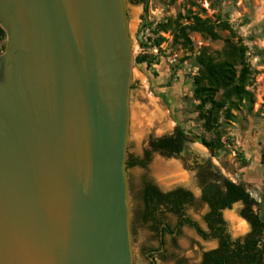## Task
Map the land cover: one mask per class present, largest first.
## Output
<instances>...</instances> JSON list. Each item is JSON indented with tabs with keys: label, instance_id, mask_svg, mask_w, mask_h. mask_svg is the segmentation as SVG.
Segmentation results:
<instances>
[{
	"label": "water",
	"instance_id": "95a60500",
	"mask_svg": "<svg viewBox=\"0 0 264 264\" xmlns=\"http://www.w3.org/2000/svg\"><path fill=\"white\" fill-rule=\"evenodd\" d=\"M125 0H0V264H132Z\"/></svg>",
	"mask_w": 264,
	"mask_h": 264
},
{
	"label": "rangeland",
	"instance_id": "374dc122",
	"mask_svg": "<svg viewBox=\"0 0 264 264\" xmlns=\"http://www.w3.org/2000/svg\"><path fill=\"white\" fill-rule=\"evenodd\" d=\"M143 1L133 4L125 0L134 53L126 153L141 157L147 140L170 133L175 126L183 128L195 141L187 145L189 155L165 158L155 152L145 167L127 168L132 264H150L147 256L153 264H194L203 251L216 247L217 240L203 239L195 230L182 225L178 232L165 234L162 252L151 253L159 243L158 236L140 217L142 185L148 181L167 189L181 184L197 194L190 167L194 159L207 160L229 181L241 183L247 189L256 200L255 208L264 223V0ZM192 15L207 18L215 35L209 37L185 29L190 45L185 43L179 28L190 25ZM4 42L0 39V53ZM228 42L243 47L245 88L252 93V100L243 99L242 103L230 107L229 118L224 116V108L219 109L209 122L205 118L208 104H201L193 95V76L202 55L220 60ZM141 57L151 65L138 62ZM220 94L221 91L215 98ZM198 139H203L207 146ZM156 161L174 164L181 176L157 175L153 169ZM241 207V203H235L223 213L231 237L241 236L249 229L240 218ZM206 211V206L197 201L186 213L206 229L201 219ZM163 219L174 229L172 214L165 213Z\"/></svg>",
	"mask_w": 264,
	"mask_h": 264
},
{
	"label": "trees",
	"instance_id": "16d2710c",
	"mask_svg": "<svg viewBox=\"0 0 264 264\" xmlns=\"http://www.w3.org/2000/svg\"><path fill=\"white\" fill-rule=\"evenodd\" d=\"M133 4L144 2L143 0H127ZM190 25L180 26L181 38L190 45L186 37L185 29L194 30L213 37L215 34L212 25L207 18H200L192 15ZM0 39H4V33L0 29ZM222 58L215 61L209 55H202L199 59L200 66L193 76V95L201 104H208L205 112L206 121H211L215 112L221 108L224 116L229 118L230 107L242 103L243 99L252 100V93L245 88L246 69L244 65L243 47L233 42H228L221 54ZM138 62H146L144 57L138 58ZM236 66L239 69L236 71ZM221 91L219 98L215 95ZM192 143L191 138L180 126H175L173 133L147 140V147L142 151L143 156L137 157L127 154L126 166L145 167L150 161V156L157 152L165 157L178 154L182 142ZM198 142L207 144L203 139ZM213 177V176H212ZM199 177L198 186L202 190L201 201L207 203V211L201 216L206 229L201 228L195 220L188 217L187 206L193 204L192 195L182 189L176 188L173 191L162 192L152 183L145 181L142 185V198L144 202L141 212V220L148 224V228L156 235L162 230L170 233L178 232L182 225H185L201 236L203 239L215 238L216 247L208 249L200 254L199 260L194 264H264V223L255 208L257 202L250 195L241 183H235L225 178ZM240 202L242 207L239 211L240 218L249 227L248 231L237 237H231L223 219V212L230 210L232 205ZM165 213L175 217L173 228H169L164 221ZM164 224V225H162Z\"/></svg>",
	"mask_w": 264,
	"mask_h": 264
},
{
	"label": "flooded vegetation",
	"instance_id": "af4514ba",
	"mask_svg": "<svg viewBox=\"0 0 264 264\" xmlns=\"http://www.w3.org/2000/svg\"><path fill=\"white\" fill-rule=\"evenodd\" d=\"M173 130H174V128H173ZM173 130H172L170 133H166V134H163V135H161V136H164V135H170V134L173 133ZM161 136H159V137H161ZM188 144H191V143L186 142V141H183V142H182V145H181V148H180V151H179L178 154H175V155H172V156H169V157H165V156H163V155H161V154H159V155L162 156V157H165V158H179V157H181V155H182L183 153H186V155H189L190 153H189L188 148H187V145H188ZM144 149H145V148H144ZM144 149H143V150H144ZM152 154H153V152H152ZM142 156H143V154H142ZM190 169H192V171L194 172V178H195V182H196L197 190H198V193H197V194H195V192H193L192 190L186 188V186L181 185V184L173 185V186H171V187H169V188H167V189H161V188H159L158 186H155L154 184H153V185H154L155 187H157V189L160 190V191H162V192L173 191V190L176 189V188H182V189L188 191V192L192 195V197H193V204L190 205V206H187L186 210H187L189 207L193 206L197 201H198L199 203H201L202 205L206 206V208H208L207 203L201 201L202 190H201L200 187L198 186V179H199V177H203V178H207V177H208L209 179H210V178H214V177H221V178H222V177L225 178V177H224L222 174H220L219 171L213 169L211 163H210L209 161H207V160L199 161V160H197V159H194V160H193V166L190 167ZM212 176H213V177H212ZM209 179H207V181H208ZM225 179H227V178H225ZM227 180H228V179H227ZM142 201H143V198H142ZM236 203H240V202H236ZM234 204H235V203H234ZM143 206H144V202H143ZM142 210H143V209H142ZM223 213H224V212H223ZM173 216H174V215H173ZM162 225H164V224H162ZM246 225H247V224H246ZM247 227H248V226H247ZM175 232H176V230H174V231L172 232V234H174ZM165 234H166V233H164V232L161 230L160 233L157 235V236H158V243H159V245H158L157 250H156V251H152L151 253H160V252L163 251V249H164V236H165ZM147 258H148V260H149V263H150V264H153V261L151 260V258L148 257V256H147Z\"/></svg>",
	"mask_w": 264,
	"mask_h": 264
},
{
	"label": "bare ground",
	"instance_id": "6f19581e",
	"mask_svg": "<svg viewBox=\"0 0 264 264\" xmlns=\"http://www.w3.org/2000/svg\"><path fill=\"white\" fill-rule=\"evenodd\" d=\"M144 115H145V113H144ZM147 117H146V119H148ZM153 169H154V172L160 176H168V175L174 176V177L175 176H181L177 167L172 163L169 164V163H165V162H161V161H156Z\"/></svg>",
	"mask_w": 264,
	"mask_h": 264
}]
</instances>
